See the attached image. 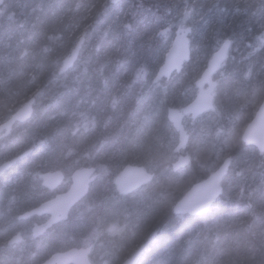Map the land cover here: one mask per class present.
I'll return each mask as SVG.
<instances>
[{"label": "trees", "instance_id": "obj_1", "mask_svg": "<svg viewBox=\"0 0 264 264\" xmlns=\"http://www.w3.org/2000/svg\"><path fill=\"white\" fill-rule=\"evenodd\" d=\"M188 26L190 59L153 82L176 31ZM82 35L75 61L62 69ZM225 39L231 46L216 73V109L197 119L185 115L188 143L178 151L180 133L168 111L194 98L197 79ZM35 94L32 116L0 140V162L32 149L0 177V264H37L77 245L93 246L92 264H119L155 230L136 264H264V152L242 139L264 98V0H4L0 123ZM164 127L176 131L172 141L162 136ZM186 150L191 162L173 172ZM225 158L219 198L202 214L147 206L152 184L139 189V204L111 192L88 208L98 179L68 219L43 236L34 238L32 220L19 219L53 196L41 179L47 169L94 164L114 173L131 162L165 168L168 178L183 173L185 182L173 183L187 188ZM136 205L145 210L140 220L115 219ZM100 227L109 234L101 237ZM17 231L24 240L11 243Z\"/></svg>", "mask_w": 264, "mask_h": 264}, {"label": "water", "instance_id": "obj_2", "mask_svg": "<svg viewBox=\"0 0 264 264\" xmlns=\"http://www.w3.org/2000/svg\"><path fill=\"white\" fill-rule=\"evenodd\" d=\"M117 2L119 0H112ZM4 0H0L2 4ZM192 27L188 26L184 30H178L172 44L167 51L163 64L159 67L154 81L158 82L163 78H170L174 72H179L183 69L186 61L191 56V42L190 35ZM83 38L76 44L72 54L67 57L62 69L73 61L79 52ZM231 46V40L225 41L214 51L207 66L202 71L197 84L200 88L198 94L184 109V113H191L194 118L203 114L207 110L214 107V92L216 90L217 81L215 74L221 69L226 61ZM34 98L29 99L26 103L21 105L7 120L0 123V139L10 134L14 125L28 119L33 113ZM182 112L176 109H170V117L173 122L181 130V143L179 147L186 144V130L183 125ZM242 139L254 146L261 152H264V98L261 101L255 115L248 122ZM31 150L27 149L22 153L8 158L0 162V177L4 175L18 160L27 157ZM188 159L183 160L181 164L188 163ZM229 165V159H226L221 166L215 171H212L207 177L192 185L187 191L186 195L178 200L176 203V212L202 214L215 201L219 194L220 183L225 176ZM95 167L85 166L80 167L72 172L71 184L68 189L59 191L53 197L39 203L38 205L24 211L19 215L20 219L29 218L39 214H50V217L43 223H35L32 229L34 237L42 235L47 229L54 224L66 220L69 217L70 211L81 197L86 196L90 182L94 179L93 172ZM45 187L56 190L59 188L65 178L63 171H46L41 175ZM146 172L137 166L127 165L124 169L123 175L120 177V185L130 190L132 187L139 185V183L148 179ZM126 193L125 189H121ZM22 234L16 233L11 237L10 242L16 243L22 240ZM152 238L147 239L142 243L138 250L135 251L123 264H135L141 253L148 247ZM91 247L87 246H71L63 250L53 252L48 258L38 264H92L90 259Z\"/></svg>", "mask_w": 264, "mask_h": 264}, {"label": "bare ground", "instance_id": "obj_3", "mask_svg": "<svg viewBox=\"0 0 264 264\" xmlns=\"http://www.w3.org/2000/svg\"><path fill=\"white\" fill-rule=\"evenodd\" d=\"M114 2V1H113ZM118 2V1H117ZM179 30H183V29H179ZM177 32H178V30L176 31V33H175V35L177 34ZM175 35H174V37H175ZM174 37H173V39H174ZM81 38H83V40H84V35H82L81 36ZM80 38V39H81ZM173 39H172V41H173ZM225 41V40H224ZM223 41V42H224ZM79 42V41H78ZM77 42V43H78ZM222 42V43H223ZM221 43V44H222ZM171 44H172V42H171ZM75 48V47H74ZM74 50V49H73ZM73 50L71 51V53L70 54H68L67 56H66V58L64 59V62H63V65L65 64V61H66V59H67V57H69L71 54H72V52H73ZM77 55H78V53H77ZM77 55H76V57H77ZM213 55V54H212ZM76 57L73 59V61L67 66V67H69V66H71L72 65V63L75 61V59H76ZM210 60V59H209ZM163 62H164V59H163V61H162V63H161V65L163 64ZM208 64V63H207ZM63 65H62V67H63ZM160 65V66H161ZM159 66V67H160ZM207 66V65H206ZM159 69V68H158ZM158 69H157V71H156V73H155V75H154V77L156 76V74H157V72H158ZM174 73H176V72H174ZM173 73V74H174ZM172 74V75H173ZM216 75V74H215ZM154 77H153V82H155L154 81ZM163 79H168V78H163ZM199 79V78H198ZM198 79H197V81H198ZM217 79V78H216ZM160 81V80H159ZM158 81V82H159ZM197 81H196V85H197V87H198V92H199V90H200V88H199V86H198V84H197ZM217 81V85H218V80H216ZM156 83V82H155ZM217 87V86H216ZM198 92H197V94H198ZM196 94V95H197ZM214 94V100H213V105H214V107L212 108V109H210V110H215L216 109V105H215V98H216V90H215V92L213 93ZM76 94H74V96H75ZM196 95L194 96V98L196 97ZM31 98H34L35 100H36V94L34 95V96H31L29 99H31ZM194 98L192 99V100H194ZM28 99V100H29ZM27 100V101H28ZM191 100V101H192ZM26 101V102H27ZM190 101V102H191ZM26 102H24V103H26ZM189 102V103H190ZM23 103V104H24ZM35 103V102H34ZM188 103V104H189ZM22 104V105H23ZM188 104H186V106L188 105ZM185 106V107H186ZM105 107H107V104L106 103H102L101 105H100V108H105ZM185 107L184 108H181V109H179V108H175V107H171L170 109H176L177 111H179V112H182V116H183V125H184V127H185V130H186V136H187V138H186V144L183 146V147H179V145H180V143H181V130H179V128L177 127V125L173 122V120L171 119V117H170V109H169V118H170V120H171V123L173 124V126H174V128L180 133V137H179V141H178V144H177V147H176V150H178V151H181V150H185L186 148V145H187V139H188V137H189V134H188V131H187V129H186V126H185V123H184V117H185V115H190L191 116V118L192 119H197L200 115H202V114H200L199 116H197L196 118H194L193 116H192V114L191 113H188V114H185L184 113V109H185ZM101 110V112H103V111H105V110H102V109H100ZM210 110H207V111H210ZM33 111H34V104H33ZM206 111V112H207ZM13 114V113H12ZM11 114V115H12ZM33 114V113H32ZM10 115V116H11ZM9 116V117H10ZM32 116V115H31ZM30 116V117H31ZM8 117V118H9ZM29 117V118H30ZM8 118H6L5 120H7ZM28 118V119H29ZM28 119H26V120H28ZM4 120V121H5ZM26 120H24V121H26ZM4 121H2V122H4ZM24 121H22V122H24ZM1 122V123H2ZM19 123V122H18ZM246 128V127H245ZM244 128V129H245ZM243 132H244V130H243ZM243 134V133H242ZM162 136L165 138V139H167L168 138V140L169 141H172L173 139H174V137L176 136V131L175 130H173V129H170V128H168V127H164L163 128V131H162ZM244 141V140H243ZM30 149V148H29ZM213 149H215V152L219 155V153H221L223 150H224V144H218V146L216 145ZM31 151H32V149H30ZM187 151V150H186ZM31 153V152H30ZM97 155H95V157H96ZM94 158V157H93ZM24 159V158H23ZM186 159H188V158H183V159H180L179 161H177V165L175 166H173V172H175V171H178V169H183V168H185L187 165H189V163L191 162V158L190 159H188L189 161H188V163H184V164H181V162L183 161V160H186ZM226 159H229V161H230V158H225L224 160H223V162L226 160ZM21 160V159H20ZM222 162V163H223ZM222 163H220L216 168H214L212 171H215L219 166H221V164ZM127 165H132V166H137V167H140V168H142L145 172H146V174L149 176V178L148 179H146V180H144L143 182H141V183H139V185H137V186H134V187H132L130 190H128L126 187H124V186H122V185H120V182H119V179H120V177L123 175V172H124V169H125V167L127 166ZM85 166H88V167H91V166H94L95 167V171L93 172V175H94V179L90 182V186H89V190H88V192H87V194H86V196H84V197H81L79 200H85L86 198H87V196L90 194V192H91V189H92V187H93V184L99 179V182L97 183V185H96V187H94L95 189H94V192L92 193V195H91V197L88 199V200H90V201H88L87 203H86V207H88V208H90L94 203H96V201H98V200H104V198H102L104 195H107V194H109V193H111V192H116V193H118L119 195H122V194H130V195H132V196H130V199L129 200H142V199H140L139 198V195H138V193L140 192L139 191V189H142L143 187H145L146 185H151L152 184V187H153V195L151 196V201L148 203V205L147 206H150L152 203H154L155 202V204L157 203L159 206H160V208H164L165 210H167L168 212H172L174 215H183V214H190V215H198V214H191V213H183V212H176L177 210H176V203L178 202V200H181L185 195H186V193H187V191L189 190V188L192 186V185H194L195 183H197V182H199V181H195V182H193L192 184H191V186L190 187H187V188H185L184 186H182V187H178V188H175V186H174V183H173V181H178L179 180V182L181 183V182H185V180H186V178H185V176H184V174L183 173H180L181 175H180V179L178 178V177H174L173 178V175H172V177H170V178H168V177H166V173L165 172H163V171H165V168H163L162 170L163 171H161V170H157V171H155V170H151V169H148L146 166H144V165H142V164H138V163H131V162H128V163H125V164H123L117 171H115L114 173L112 172V171H110V170H108L107 168H105V167H99V166H97V165H94V164H92V165H78V166H76V167H74L73 169H71V170H69V168H54V169H47V170H44L43 172H46V171H57V170H60V171H63L64 172V174H65V178H64V180L65 179H67V178H69L70 179V182H69V186H70V184H71V176H72V172L74 171V170H76V169H78V168H80V167H85ZM114 166H116V165H114ZM42 172V173H43ZM211 173V172H210ZM209 173V174H210ZM208 174V175H209ZM42 175V174H41ZM42 179V178H41ZM223 179H224V177H223ZM223 179H222V181H221V183H220V189H219V194H218V196H217V198L215 199V201L213 202V204L216 202V200L219 198V195H220V191H221V186H222V182H223ZM42 182H43V179H42ZM68 186V187H69ZM125 189V191H126V193H124V192H122V190L121 189ZM185 188V189H184ZM117 194V195H118ZM172 198V200H170ZM136 201H134V202H136ZM80 202V201H79ZM137 204H139L138 203V201L136 202ZM212 204V205H213ZM211 205V206H212ZM210 206V207H211ZM209 207V208H210ZM139 209H141V207H137V205L133 208V207H129V208H125L124 210H123V213L122 214H120L119 216H117V217H115V219L117 220V221H123V222H126V225H130V224H132L133 222H137L138 220H140L141 219V214H144L143 212H145V210H139ZM208 210V209H207ZM143 211V212H142ZM204 213V212H203ZM50 217V214H39V215H34V216H31V217H29V219L28 220H32V226H31V234H32V236L34 237V235H33V232H32V229H33V226H34V224L35 223H43V222H45L48 218ZM20 219V218H19ZM27 218H23V219H21V220H26ZM168 221V220H167ZM57 224V223H56ZM55 225V224H54ZM53 225V226H54ZM96 225H98L97 223H92V228H94ZM53 226H51L50 228H52ZM49 228V229H50ZM101 228V230H102V233H100L101 235V237H104V236H106L107 234H109V229H107V230H105V228L106 227H100ZM49 229H47L42 235H40V236H38V237H41V236H43ZM21 233L22 234V240L21 241H23L24 240V235H23V233L21 232V231H17L16 233ZM15 233V234H16ZM14 234V235H15ZM13 235V236H14ZM157 235H158V231L157 230H155V231H153L148 237H147V239H149V238H151V237H153L152 238V241L150 242V244L154 241V239L157 237ZM38 237H34V238H38ZM11 239V238H10ZM146 239V240H147ZM146 240H144V241H142V242H140L138 245H135V246H133L132 247V253L126 258V259H124L123 260V262H121V263H119V264H123L124 263V261L125 260H127L135 251H137L138 250V248H139V246L142 244V243H144ZM21 241H19V242H21ZM16 243H18V242H16ZM149 244V245H150ZM149 245H148V247H149ZM77 246H80V245H77ZM81 246H84V247H87V246H90L91 247V252H92V250H93V246L92 245H87V246H85V245H81ZM147 247V248H148ZM146 248V249H147ZM64 249H66V248H64ZM145 249V250H146ZM60 250H63V249H60ZM144 250V251H145ZM101 251H103V249L101 250ZM144 251L141 253V255L144 253ZM91 252H90V255H91ZM51 255V254H50ZM49 255V256H50ZM140 255V256H141ZM48 256V257H49ZM139 256V257H140ZM48 257H46V258H48ZM139 257H138V259H139ZM45 258V259H46ZM44 259V260H45ZM137 259V260H138ZM43 261V260H42ZM42 261H40V262H42ZM39 262V263H40ZM137 262V261H136ZM38 264V263H37ZM136 264V263H135Z\"/></svg>", "mask_w": 264, "mask_h": 264}, {"label": "rangeland", "instance_id": "obj_4", "mask_svg": "<svg viewBox=\"0 0 264 264\" xmlns=\"http://www.w3.org/2000/svg\"><path fill=\"white\" fill-rule=\"evenodd\" d=\"M171 46V45H170ZM170 48V47H169ZM169 50V49H168ZM222 68V67H221ZM221 70V69H220ZM219 70V71H220ZM218 71V72H219ZM215 80H217L216 79V75H215ZM188 140V139H187ZM187 143H188V141H187ZM183 158H188V159H190L191 158V154H190V151H185L184 153L182 152V153H180V155H179V158H178V161L180 160V159H183ZM10 179H8V181H9ZM76 215H78V211L76 212Z\"/></svg>", "mask_w": 264, "mask_h": 264}, {"label": "flooded vegetation", "instance_id": "obj_5", "mask_svg": "<svg viewBox=\"0 0 264 264\" xmlns=\"http://www.w3.org/2000/svg\"><path fill=\"white\" fill-rule=\"evenodd\" d=\"M8 135H9V134H8ZM8 135H6L5 137H7ZM5 137H4V138H5ZM4 138H1V139H4ZM1 139H0V140H1ZM51 191L54 193L53 196L56 195L57 190H51ZM53 196H52V197H53ZM46 200H47V199H46ZM28 219H29V218H28ZM28 219H26V220H28Z\"/></svg>", "mask_w": 264, "mask_h": 264}]
</instances>
